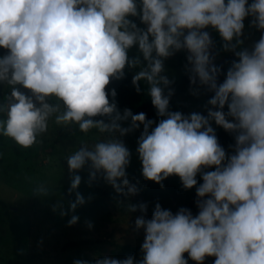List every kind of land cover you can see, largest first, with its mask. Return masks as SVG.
I'll return each instance as SVG.
<instances>
[{
	"label": "clouds",
	"instance_id": "obj_1",
	"mask_svg": "<svg viewBox=\"0 0 264 264\" xmlns=\"http://www.w3.org/2000/svg\"><path fill=\"white\" fill-rule=\"evenodd\" d=\"M246 18L260 33L250 47H242ZM209 29L237 58L222 82ZM0 49V87L10 89L0 99V136L28 148L40 142L50 120L107 134L65 158L75 199L67 209L57 200L52 210L73 213L68 226L79 221L75 210L86 202L78 191L85 168L89 184L100 177L124 197L138 192L128 178L132 153L122 137L141 125L136 153L143 178L163 188L176 175L184 189L195 186L197 214L156 203L151 218L136 217L144 233L139 259L104 255L73 264H205L209 257L212 264H264V0H0ZM181 50L190 84L197 85L191 94L199 86L213 93L206 115L169 108L174 89L165 61ZM126 70L134 73L137 93L141 82L147 85L158 122L118 108L115 88L106 86ZM213 122L233 134L231 152ZM35 192L49 197L44 186ZM138 207L147 211L146 204Z\"/></svg>",
	"mask_w": 264,
	"mask_h": 264
},
{
	"label": "rangeland",
	"instance_id": "obj_2",
	"mask_svg": "<svg viewBox=\"0 0 264 264\" xmlns=\"http://www.w3.org/2000/svg\"><path fill=\"white\" fill-rule=\"evenodd\" d=\"M245 26L242 47H250L259 39L260 33L248 26L247 18ZM211 33L214 41L212 52L215 51L219 58L234 55L223 49L222 38L215 30ZM4 52V49H0V54ZM180 55L178 51L165 61L164 74L169 78L178 74L176 63ZM106 87L109 88V85ZM9 91L8 87H0V99ZM204 105L205 102H201L198 95L187 92L181 97L180 111L186 114L201 112L206 115ZM127 123L123 122L124 126H127ZM73 126L78 127L75 124L62 127L50 120L48 131L41 136L38 144L31 147L42 148L48 143L54 147L50 151L42 152L38 157H18L11 146H21L4 136L7 146L0 150V264H73L74 259L93 260L96 256L104 255L116 258L133 255L139 259L141 252L133 253L120 247L123 244L141 246L144 233L142 229H136V217L144 215L151 218L156 203L175 212L180 207H187L191 202L195 186L192 189H184L178 176L170 175L166 178L163 188L160 184L143 178L142 165L136 153L137 138L143 127L141 125L140 129L122 137L132 153L126 169L128 178L130 183L137 185L138 192L124 197L100 177L89 184V174L85 168L78 173L82 177L78 191L85 197L86 202L75 210L74 214L79 216V221L68 226L67 220L73 213L62 217L58 211L52 210V205L57 200H62L67 209V201L75 199L74 192L68 193L71 174L65 158L81 143L92 144L107 136L106 133L91 129L82 136L58 139L59 136L69 133ZM213 127L219 143L226 151L231 152L229 145L234 144V136L229 139L222 127L214 122ZM197 179L198 183L202 182L199 174ZM39 186L47 188L49 197L36 195L35 190ZM141 203L147 205L146 212L140 211L138 206ZM129 204L137 205L136 210L129 211ZM88 222L92 223V228L87 226ZM81 240L88 243L79 247L67 246L72 241ZM91 240L103 241L94 243ZM214 259L207 258L205 264H212ZM189 264L195 262L189 260Z\"/></svg>",
	"mask_w": 264,
	"mask_h": 264
},
{
	"label": "trees",
	"instance_id": "obj_3",
	"mask_svg": "<svg viewBox=\"0 0 264 264\" xmlns=\"http://www.w3.org/2000/svg\"><path fill=\"white\" fill-rule=\"evenodd\" d=\"M133 19H136V22L138 24L140 23L137 18H133ZM209 31H210V34H212L211 33L212 29H209ZM212 53L215 56L214 63H216L217 65H220L222 68V72L218 77V82H222V80L224 79V73H226L227 68L231 65L232 60L237 59V58L234 55H228L224 58H219L215 51ZM132 54H135V49H133L130 52V55ZM180 54L181 55L179 56L177 63H176V67L179 68L178 74L176 77L169 78L170 80L173 81L170 87L174 89V93L170 97V104H169V108L172 111H180L181 97L185 93L191 92L190 91L191 88L197 87V85L190 84L189 73L186 71V68H185V65L187 64V59H186L187 53L181 50ZM133 74H134L133 71L126 70V75L124 78L119 79V80L110 81L109 89L115 88L117 92V96L115 99L117 101L118 108L121 111L125 107L130 108L134 114L139 113V112H144L146 113V118L153 119L154 121L158 122V120L161 117H158L156 115V109L151 104V98L146 92L147 85H144L143 82H141L142 90L140 93H137L135 91L134 86L131 83V78ZM199 88H200V91H199L198 97L200 98L201 102H205L206 104L207 100L213 95V93L208 92L205 86H199ZM225 110L227 109L225 108ZM223 132L224 134H226V136L229 139L233 136V134L225 131L224 129H223ZM82 135H85V133L81 132L79 130V127L73 126L72 130L69 133L59 136L58 139L61 140V138H64V137H75V136H82ZM6 146H7V143L4 140V136H0V150ZM53 147L54 145L51 143L44 145L42 148H39V147L21 148L16 145L11 146L15 154L21 158L38 157L42 152L50 151V149ZM196 199H197L196 192H194L192 196V200L187 206V208L191 209L194 215L197 214L198 212V208L195 203ZM102 241L103 240H91V242H94V243H100ZM87 243L88 242L85 240H81L78 242L72 241L67 246L68 247H79ZM120 247L125 248L133 253L141 252L140 245L133 246L131 244H123V245H120Z\"/></svg>",
	"mask_w": 264,
	"mask_h": 264
}]
</instances>
